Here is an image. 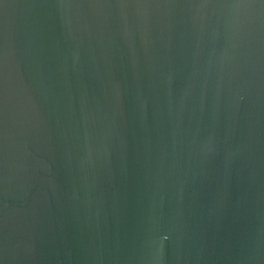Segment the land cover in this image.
Masks as SVG:
<instances>
[{"label":"water","instance_id":"obj_1","mask_svg":"<svg viewBox=\"0 0 264 264\" xmlns=\"http://www.w3.org/2000/svg\"><path fill=\"white\" fill-rule=\"evenodd\" d=\"M0 264H264V0H0Z\"/></svg>","mask_w":264,"mask_h":264}]
</instances>
